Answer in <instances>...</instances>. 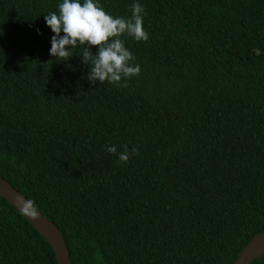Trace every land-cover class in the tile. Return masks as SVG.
<instances>
[{
    "label": "trees",
    "instance_id": "trees-1",
    "mask_svg": "<svg viewBox=\"0 0 264 264\" xmlns=\"http://www.w3.org/2000/svg\"><path fill=\"white\" fill-rule=\"evenodd\" d=\"M59 2L0 0V176L72 264H234L264 230V0H138L149 40L120 37L141 71L119 86L88 80L83 46L49 55ZM0 264H59L1 196Z\"/></svg>",
    "mask_w": 264,
    "mask_h": 264
},
{
    "label": "clouds",
    "instance_id": "clouds-1",
    "mask_svg": "<svg viewBox=\"0 0 264 264\" xmlns=\"http://www.w3.org/2000/svg\"><path fill=\"white\" fill-rule=\"evenodd\" d=\"M129 18L108 13L99 0H60L58 11L44 16L51 36L49 55L58 61L70 59L74 50L83 46L80 55L89 66L88 80L92 83L108 82L120 85L141 71L135 57L120 37L127 35L136 42H147L149 33L144 28L145 9L138 0H133ZM37 34H41L37 30ZM93 46H98L95 54ZM91 61L89 63L88 61ZM107 152L117 155L118 161L127 163L129 151L124 146L118 152L116 145L107 146ZM133 154H138L133 149Z\"/></svg>",
    "mask_w": 264,
    "mask_h": 264
},
{
    "label": "water",
    "instance_id": "water-1",
    "mask_svg": "<svg viewBox=\"0 0 264 264\" xmlns=\"http://www.w3.org/2000/svg\"><path fill=\"white\" fill-rule=\"evenodd\" d=\"M0 196L14 205L52 245L59 264H72L66 239L60 228L8 180L0 176ZM264 254V230L258 233L240 252L234 264H252Z\"/></svg>",
    "mask_w": 264,
    "mask_h": 264
}]
</instances>
